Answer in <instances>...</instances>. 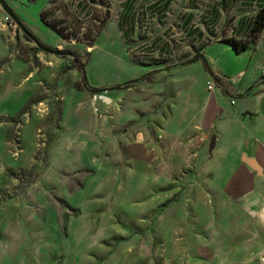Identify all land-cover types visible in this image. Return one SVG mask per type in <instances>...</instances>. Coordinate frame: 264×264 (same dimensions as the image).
Wrapping results in <instances>:
<instances>
[{
    "label": "crops",
    "instance_id": "0c3cea01",
    "mask_svg": "<svg viewBox=\"0 0 264 264\" xmlns=\"http://www.w3.org/2000/svg\"><path fill=\"white\" fill-rule=\"evenodd\" d=\"M6 1L41 41L62 45L64 38L44 24L42 12L48 3L40 18L44 28L30 22L19 0ZM69 1L77 15H93L96 0ZM117 1L112 0L114 5ZM263 5L264 0H119L102 36L111 33L116 22L123 38L102 42L86 64L90 86L138 82L157 67L151 60L171 55L168 37L176 24L187 46H196L191 56L203 55L188 62L183 57L180 61L185 63L161 72L169 74L165 103L159 107L165 127L160 132L161 150L151 138L127 144L131 172L152 179L154 188L179 178L184 183L183 201H171L164 208L165 248L159 256L168 259L165 264H264V29L243 51L228 42L249 36ZM24 38L0 28V97L18 93L25 84L21 92H32L24 97L27 102L36 84L56 77L46 76L41 64L32 67L31 59L20 56ZM127 50L152 54L144 64ZM57 62L45 59L48 67ZM213 78L216 87L210 90L208 81ZM137 93L136 101L131 97V108L154 114L155 103L161 101L157 91ZM25 101L0 116L14 115ZM0 126L5 130L3 123ZM0 160L4 161L2 154ZM168 188L170 194L177 192ZM165 193L169 195L166 189ZM186 194L191 196L188 201Z\"/></svg>",
    "mask_w": 264,
    "mask_h": 264
},
{
    "label": "rangeland",
    "instance_id": "374dc122",
    "mask_svg": "<svg viewBox=\"0 0 264 264\" xmlns=\"http://www.w3.org/2000/svg\"><path fill=\"white\" fill-rule=\"evenodd\" d=\"M98 1L91 5L94 12L89 17L72 12L69 0L18 1L30 22L44 28L47 23L41 24L40 18L48 3L43 11L46 19L68 34L62 45L52 47L71 55L44 51L24 38L20 56L31 59L32 67L41 64L46 76L56 78L36 84L27 102L24 97L32 92H21L25 84L18 93L0 97V113L16 111L21 102L32 100L23 115L18 113L25 105L14 115L0 116V124L5 125V130L0 126L4 158L0 160V264H165L168 260L159 256L165 248L164 208L171 201H183L184 183L179 178L154 188L152 179L131 172L127 144L151 138L161 150L160 132L165 127L159 107L165 103L164 83L169 76L161 72L194 58L196 46L193 42L187 46L174 22L178 36L170 44L171 55L151 60L158 65L143 79L90 86L86 64L102 42L123 38L116 22L111 33L102 36L119 0L115 5L112 0H103V5ZM127 52L133 55L134 50ZM183 57L185 62L180 61ZM46 58L57 59L58 65L48 67ZM113 87L122 92L114 93ZM144 89L161 96L154 114L131 108L135 93ZM181 100L179 96L178 103ZM170 185L177 192L170 194ZM190 197L186 194L184 200Z\"/></svg>",
    "mask_w": 264,
    "mask_h": 264
},
{
    "label": "trees",
    "instance_id": "16d2710c",
    "mask_svg": "<svg viewBox=\"0 0 264 264\" xmlns=\"http://www.w3.org/2000/svg\"><path fill=\"white\" fill-rule=\"evenodd\" d=\"M42 17L44 19V21L49 24L54 30H56L64 39L68 38V34H66L64 32V30L59 27L57 24H55L54 22L49 21L48 19H46L44 12H42ZM264 29V5L262 7L259 8V10L257 11L255 17H254V24L253 27L250 31L249 36L246 39L243 38H233L228 40V42H230L237 51H243L245 50L248 45L253 42L256 41L261 33V31ZM24 36L31 40L28 36H26L24 34ZM32 102V100H30L18 113V116L23 115L26 111L28 106L30 105V103Z\"/></svg>",
    "mask_w": 264,
    "mask_h": 264
},
{
    "label": "built area",
    "instance_id": "2783aa9c",
    "mask_svg": "<svg viewBox=\"0 0 264 264\" xmlns=\"http://www.w3.org/2000/svg\"><path fill=\"white\" fill-rule=\"evenodd\" d=\"M0 28H4L8 30L12 36L16 37L22 33V30L19 26V24L13 19V17L8 14L2 6H0ZM176 32L179 33V35L182 34V32L179 31V29H176ZM178 35L176 33H171L168 37L169 42H173L175 38ZM152 53H149L147 51L144 52H137L135 53L136 57L138 59L144 60L148 59L151 56ZM262 73L264 74V68L262 69ZM215 77V76H214ZM216 87V80L215 78L208 81V88L210 90H213ZM234 102V101H233Z\"/></svg>",
    "mask_w": 264,
    "mask_h": 264
},
{
    "label": "water",
    "instance_id": "95a60500",
    "mask_svg": "<svg viewBox=\"0 0 264 264\" xmlns=\"http://www.w3.org/2000/svg\"><path fill=\"white\" fill-rule=\"evenodd\" d=\"M0 4L1 6L4 8V10L10 14L13 19L19 24L22 32L28 36L32 41H34L36 43V45L44 50V51H47V52H50V53H53V54H56V55H71V52L68 51V50H63V49H60V48H55V47H52L50 45H47L45 43H43L39 38L38 36L32 31L30 30L24 23L23 21L19 18V16L15 13V11L12 9V7L8 4V2L6 0H0ZM198 57H203L202 54H198L196 55V57L194 58V60ZM115 88V87H113Z\"/></svg>",
    "mask_w": 264,
    "mask_h": 264
}]
</instances>
